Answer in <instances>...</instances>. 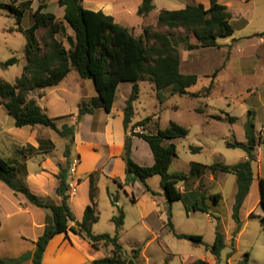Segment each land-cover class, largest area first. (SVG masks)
Listing matches in <instances>:
<instances>
[{
  "label": "trees",
  "instance_id": "1",
  "mask_svg": "<svg viewBox=\"0 0 264 264\" xmlns=\"http://www.w3.org/2000/svg\"><path fill=\"white\" fill-rule=\"evenodd\" d=\"M38 7L31 13L33 23L28 29H23L21 23L27 12L31 11L33 0H9L0 2V10L14 16L16 26L11 31L21 33L25 38L24 55L25 64L22 73L16 81L11 84L0 79V106H2L9 117L14 120L17 128L23 127H46L54 131L59 137L66 139L63 156L65 163H58L59 172L55 176L58 185L55 194L60 198L59 203L50 199L41 198L33 194L26 182V169L24 164L10 163L0 157V181L4 183L15 195H22L30 204L38 208L51 211L44 221L42 235L35 242V249L30 255H22L16 259L4 260L0 258V264H21L28 258L33 264H41L42 257L50 240L58 234L71 232L87 241L92 248L99 249L101 246L109 250V254L101 259L93 261L92 264H137L140 250H133L131 258L125 256V252L119 243L120 232L124 224L125 214L117 206L118 199L110 196L112 206L116 207L117 215L111 218L115 226V232L110 234H94L92 227L99 221L98 211V187L93 184L90 190L91 203L85 208L82 220L78 222L69 206L70 187L68 179L70 176L71 148L74 144L75 125H57L59 118H50L33 100L28 99L31 92L36 89L57 86L72 71H76L82 80H90L96 92L86 105L79 106L76 123L82 116L93 114L96 109H103L110 113L118 86L122 83L132 85L131 93L123 108V127L127 134L131 131L132 136L144 140L153 155L154 163L150 167L140 166L131 158V141L126 135L123 152L121 155L125 163V184H133L139 180L146 193L155 196V193L147 185L146 181L152 177H159L160 187L167 203V225L173 235L180 240H187L194 245L205 246L206 250L220 263L222 251L226 248V239L220 230V218L217 221L215 238L211 245L203 242L201 236L178 234L171 222V204L175 201H184L185 211L201 212L210 214V210L203 202L191 204L187 201L189 196L196 195L193 192L187 194L179 191V185L187 180V177L179 173L169 171L173 160L176 158V146L174 143H166L176 139L185 138L189 131L187 128L170 122L165 129H159L155 134L134 132L135 128H142L151 121L146 117L132 124L134 117V103L139 98V83L148 82L154 86L156 98L160 103L165 101L163 92L170 90V95L188 94L187 89L194 86L197 76L194 74H183L180 71V53L174 43L173 30L182 29L186 32L184 41L188 51L214 47L218 38L233 36V28L229 23L230 14L226 6L220 5L216 0H210V7L205 9L203 5H188L180 10H161L157 16L155 27L165 29V32L152 31V27H145L142 34L134 36L132 31L114 22L113 18L101 11H91L82 5L83 0H58L57 4L63 8L62 20L53 13L47 12L46 0H37ZM153 0H142L137 10L139 17H147L154 10ZM73 32L68 36V48L56 37L65 34L66 26ZM44 30L41 39L37 32ZM189 34H192L197 43L188 42ZM257 36L264 37V32ZM148 40H152L148 44ZM18 62L15 57L7 60L3 66L8 67ZM211 86L207 89V94ZM199 98V94H190ZM198 113H203L197 109ZM235 120L231 118L232 122ZM246 143L227 142L226 147L230 149H241L247 157L232 165L214 163L203 165L192 163L189 175L201 177L205 170L232 174L236 179V193L232 206V220L235 228L232 231L231 246L234 251L235 238L242 229L240 218L241 208L247 198L253 182L252 162L255 161V148L250 146L256 142L255 113L248 111L245 121ZM258 143L264 147V128L259 132ZM38 147L30 145L26 150L34 153H49L54 149V144L47 139L39 137ZM194 153L201 148L191 147ZM120 188L122 185L114 181ZM259 205L264 212V176L258 179ZM219 194L211 196L216 203ZM207 199V198H206ZM132 203L136 200L131 197ZM213 217V215H211ZM249 218H257L260 222L261 231L264 235V214L255 216L253 213ZM73 225L70 226L69 224ZM190 264H209L204 260H195ZM240 264H248L247 255Z\"/></svg>",
  "mask_w": 264,
  "mask_h": 264
},
{
  "label": "rangeland",
  "instance_id": "2",
  "mask_svg": "<svg viewBox=\"0 0 264 264\" xmlns=\"http://www.w3.org/2000/svg\"><path fill=\"white\" fill-rule=\"evenodd\" d=\"M8 1L0 0V2ZM260 5L263 9L264 4L260 3ZM154 7L156 10H180L185 7V3L182 0H154ZM49 8L53 11L55 5ZM236 11L234 7L233 14ZM32 23L31 14L26 13L21 27L28 28ZM155 25L156 22L152 23L148 20L147 26L152 27V31H166L163 28H156ZM254 25L258 24L255 22L252 27L241 32L238 23L232 22L231 26L234 30L232 37L218 38L216 46L192 51L187 50L184 41L186 32L182 29L173 30V40L180 53V71L183 74L196 75V84L187 89L188 94L185 95L171 96L170 90L164 91L165 101L160 103L156 98V93L153 92L154 86L148 82H140L141 92L139 99L134 103L135 114L132 121L138 122L151 117V121L144 130L135 128L136 131L155 134L157 130L168 127L170 122H175L188 129L189 133L185 138L166 141L167 144L172 142L176 146V158L169 171L185 175L187 180L181 185L196 194L189 196L185 202L205 203L213 217L210 218L201 212L188 214L185 211L184 201L179 200L171 204V222L176 233L201 236L205 244L211 245L217 226L214 217H219L220 230L228 243L221 253V264H240L246 255L249 264H264V235L260 222L257 218H248L250 213L256 216L264 214L259 205L258 178L264 176V147L258 143L259 132L256 130V142H253L255 148V161L252 162L253 182L241 209L242 232L235 239V251H232L233 246L230 244L235 226L231 217L236 193L235 176L205 170L201 177L196 179L190 176L189 172L192 163L232 165L247 157L241 149L227 148L226 143L247 142L244 126L248 111L256 113L255 123L258 128L264 126V58L262 57L261 62L255 61V53L259 49L255 40L239 39L241 34H250ZM15 26L14 16L0 10V79L11 84L20 77L25 64V38L19 32H11ZM65 26V34L58 35L56 38L62 41L65 48H68L67 37L73 36V32L66 24ZM147 26H144L141 31L143 32ZM139 33L132 31L134 36L140 35ZM44 34L45 31L40 30L37 32V37L41 39ZM147 42L151 44L152 40ZM188 42L197 43L192 34H189ZM12 57L17 58L18 62L8 67L3 66ZM67 82L70 85L69 89H77L81 84L84 95L88 96L92 94V91L94 92L92 82L80 79L76 71L68 75ZM129 86L130 83L121 84L115 108L121 103L123 90L128 89ZM209 86L211 89L207 94ZM60 87L40 89L45 94V99L40 101V106L49 105L51 114L65 118L58 123V126L63 121H69L70 114H78L75 92L62 94ZM37 93L39 92L36 91L33 94ZM194 93L199 94V98L190 96ZM89 102L90 100L83 104L86 105ZM55 104L60 106L55 108ZM197 109L203 113H198ZM1 111L4 112V116H0L6 117L15 128L13 119L6 114L4 109ZM231 118L235 120L231 122ZM88 125V122L84 123V131ZM51 136L60 152L62 139L55 134ZM37 137H43V134L38 132ZM191 147H199L201 150L194 153L190 150ZM136 181L132 198L137 199V202L132 203L131 195L119 193L118 206L126 216L119 238L125 256L131 258L132 251L139 249L137 264H190L199 259L213 261L214 257L205 246L177 239L170 231L167 225V203L160 187L159 177H152L149 182L151 190L155 193L154 198L145 193L144 186L139 180ZM98 187L100 189L98 194L99 223L96 230L107 233V229L114 227L110 220L112 216L117 215V209L111 204L105 180H102ZM215 194L220 195L216 203L211 200V196ZM152 198L158 203L157 207L152 204Z\"/></svg>",
  "mask_w": 264,
  "mask_h": 264
},
{
  "label": "crops",
  "instance_id": "3",
  "mask_svg": "<svg viewBox=\"0 0 264 264\" xmlns=\"http://www.w3.org/2000/svg\"><path fill=\"white\" fill-rule=\"evenodd\" d=\"M182 1L185 3V7L188 5L201 4L207 9L211 4L210 0ZM216 1L218 4L227 7L230 14V25L232 22L236 21L241 32L252 27L255 22L258 24L253 26V31L250 34H241L239 39L255 40L259 49L256 51L254 58L256 62H261L260 60H262V57L264 58V37L257 35L264 32V8L262 9L260 5V3L264 4V0ZM57 2L58 0H46L48 5L47 12L53 13L58 19L62 20L64 11L63 8L58 6ZM141 2L142 0H83L82 5L85 9L95 12H103L105 15L112 17L115 23L128 28L131 31L134 30L135 32H140L139 34L141 35V30L144 26L148 25V20L152 21V23L156 22L159 12L164 10H156L155 7L147 17H139L137 15V10ZM37 3H39L37 0H33L31 11L27 13L31 14L35 11L38 7ZM51 5H55V10H49ZM234 7L237 9L235 14L232 12ZM67 80L68 76L54 87L58 88L61 86L60 93L62 94L69 93L70 91L73 93L75 92L77 109H79V106L82 103L96 97L95 90L88 96L84 95L81 84L77 89H69L70 85ZM120 88L121 84L116 91L110 113H106L103 109L99 108L96 109L93 114L82 116L78 123H76L77 115L70 114L69 121H63L59 125V127L63 124L75 125L74 144L71 148L70 159L78 160V163L73 174H70L69 176L68 184L70 186L69 206L78 222L82 220L85 208L91 203L90 190L93 184L98 187V184L102 180H105L107 194L110 193L109 195L116 196L118 202L120 199V192H123L126 195H131V197L133 196L132 191L137 184V181L133 184H125L126 169L125 163L121 158L126 135L130 137L131 158L134 162L145 167H150L154 163V158L148 144L144 140L132 136L131 131H128L127 134L124 131L123 108L130 96L132 85L130 84L128 89L123 90L121 103L115 108L116 97ZM36 91L39 93L34 95L33 93ZM153 92H155V89ZM28 99L33 100L50 118L61 117L60 120H57V125L60 121L65 119L62 118L63 116H55L56 114H51L49 112V105L40 106V101L45 99V94H43L40 89L31 92ZM59 106V104L54 105L55 108H58ZM2 109L4 108L0 106V115L4 116V112L1 111ZM85 122H88L89 125L85 127L84 131ZM134 123L136 122L132 121V124ZM15 128H13L12 123L6 117L2 118V116H0V157L12 164H24L26 169L25 182L29 190L41 198L50 199L55 203H59L60 198L55 194V189L58 185L55 176L59 172L57 166L58 163H65L63 152L67 140L60 137L63 142L61 144V151L58 152L57 144L51 136L52 134H55L56 136L58 135L51 129L41 126L23 128H17L15 126ZM263 128L264 126L258 128L255 123V129L257 132H260ZM38 132L43 134V137L41 138L50 140L54 144V149L51 152L36 154L34 152L27 153L25 151L28 145L34 148L38 147ZM134 132L141 131H136V129H134ZM150 180L151 178L146 181L149 187ZM114 181L119 182L122 187L120 188ZM178 188L181 193L187 194L190 192L181 184ZM99 190L98 187V192L100 193ZM110 191L113 192L111 193ZM152 197L154 198L155 196ZM153 198L151 199L152 204L157 207L158 203ZM135 200L136 202L138 201L137 199ZM207 215L211 218V213ZM47 216H51V211L49 209L33 206L22 195H15L12 190L0 181V258L11 260L22 255H30L35 249V242L43 233L44 221ZM125 220L126 216L124 223ZM98 223L99 221L93 225V233L105 234L100 230H96ZM69 225L72 226L73 224L70 223ZM106 232L113 235L115 232V226L112 227V229H107ZM241 232L242 229L240 233ZM240 233L238 235H240ZM227 244L228 243L226 242V247L228 246ZM108 254L109 250H106L102 246L99 249H94L87 241L68 231L67 234H58L50 240L43 254L41 264H92L93 261L101 259ZM204 261L209 264H216L217 262L215 258L213 261L206 259H204ZM21 264L33 263L32 260L28 258Z\"/></svg>",
  "mask_w": 264,
  "mask_h": 264
},
{
  "label": "built area",
  "instance_id": "4",
  "mask_svg": "<svg viewBox=\"0 0 264 264\" xmlns=\"http://www.w3.org/2000/svg\"><path fill=\"white\" fill-rule=\"evenodd\" d=\"M77 163H78V160H71V164H70V174H73Z\"/></svg>",
  "mask_w": 264,
  "mask_h": 264
},
{
  "label": "water",
  "instance_id": "5",
  "mask_svg": "<svg viewBox=\"0 0 264 264\" xmlns=\"http://www.w3.org/2000/svg\"><path fill=\"white\" fill-rule=\"evenodd\" d=\"M253 144H254V143H253V142H251L249 145H250V146H253Z\"/></svg>",
  "mask_w": 264,
  "mask_h": 264
}]
</instances>
